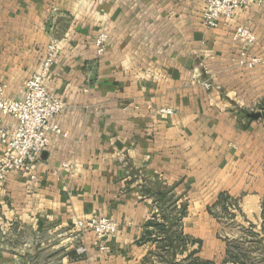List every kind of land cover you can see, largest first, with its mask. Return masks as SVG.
Instances as JSON below:
<instances>
[{
    "label": "crops",
    "instance_id": "1",
    "mask_svg": "<svg viewBox=\"0 0 264 264\" xmlns=\"http://www.w3.org/2000/svg\"><path fill=\"white\" fill-rule=\"evenodd\" d=\"M205 2L0 0L6 94L23 97L57 38L46 85L64 103L36 178L0 182V264H264V65L238 66L232 40L247 26L248 53L264 54V4L209 29ZM95 213L117 231L104 249L84 232L77 254L73 223Z\"/></svg>",
    "mask_w": 264,
    "mask_h": 264
},
{
    "label": "built area",
    "instance_id": "2",
    "mask_svg": "<svg viewBox=\"0 0 264 264\" xmlns=\"http://www.w3.org/2000/svg\"><path fill=\"white\" fill-rule=\"evenodd\" d=\"M254 1L264 4V0H206L202 13V24L205 28L218 26L221 18L231 19L235 11L248 2ZM255 33L247 26L236 25L232 40L240 48L235 58L241 67H254L264 65V54L250 55L248 48L255 41ZM108 33L100 31L95 37V47L98 54L105 51ZM59 52L57 38L51 39L46 48L41 68L34 72L25 81V93L22 98H12L6 94L7 85L0 80V182L5 180L11 171L25 173L30 179L36 178L37 161L42 152L49 145V132H61V127L53 121L55 116L64 107L63 101L51 92L46 79ZM206 88L211 87L209 80H197ZM171 113L170 108L161 109ZM11 116L16 123L13 126L3 124V118ZM52 173L57 174L58 169L52 168ZM118 224L108 216L92 214L88 217L78 218L72 226L73 236L80 239L75 246L77 254L88 250V244L81 240L84 232L94 233L92 245L100 249L105 246L102 239L117 231Z\"/></svg>",
    "mask_w": 264,
    "mask_h": 264
},
{
    "label": "rangeland",
    "instance_id": "3",
    "mask_svg": "<svg viewBox=\"0 0 264 264\" xmlns=\"http://www.w3.org/2000/svg\"><path fill=\"white\" fill-rule=\"evenodd\" d=\"M230 248H231L230 250H233V249L236 250V254H237V252H240V254H243V253L245 254L246 253V255H248V257L250 256V257H253V258H256V256H255L256 252H262V249L255 248V245L248 244V243H243V244H236L235 243V244H231L230 245ZM231 257L233 258L234 256L231 254ZM196 258H197L196 256H192V258H191V260L189 262H191V264H192V262H194V260ZM247 258H246V256L243 257L244 260H246ZM256 260L258 261L257 258H256ZM37 262L38 263L40 262V259L39 258L37 259ZM177 264H178V262H177ZM198 264H201V262L199 261Z\"/></svg>",
    "mask_w": 264,
    "mask_h": 264
},
{
    "label": "water",
    "instance_id": "4",
    "mask_svg": "<svg viewBox=\"0 0 264 264\" xmlns=\"http://www.w3.org/2000/svg\"><path fill=\"white\" fill-rule=\"evenodd\" d=\"M249 115L252 116V117H258V116L261 115V113L260 112H253V113H251Z\"/></svg>",
    "mask_w": 264,
    "mask_h": 264
},
{
    "label": "trees",
    "instance_id": "5",
    "mask_svg": "<svg viewBox=\"0 0 264 264\" xmlns=\"http://www.w3.org/2000/svg\"><path fill=\"white\" fill-rule=\"evenodd\" d=\"M191 264V263H190ZM192 264H198V262L196 260H194V262H192Z\"/></svg>",
    "mask_w": 264,
    "mask_h": 264
}]
</instances>
